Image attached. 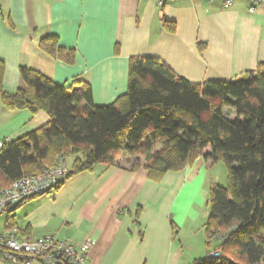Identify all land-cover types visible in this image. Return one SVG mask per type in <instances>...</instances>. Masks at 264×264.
Listing matches in <instances>:
<instances>
[{"label":"crops","instance_id":"1","mask_svg":"<svg viewBox=\"0 0 264 264\" xmlns=\"http://www.w3.org/2000/svg\"><path fill=\"white\" fill-rule=\"evenodd\" d=\"M252 5L250 0L229 8L220 0H173L163 7L154 0H0L3 86L9 94L25 88L20 72L26 69L66 89L86 83L94 106L108 107L126 96L134 58L158 60L195 85L230 82L264 64V2L250 12ZM47 38L73 51L75 62L45 52L41 45ZM49 121L44 112L9 110L0 97V143ZM75 159H66L70 171ZM217 166L201 157L156 181L144 169L99 164L0 215V221L6 233L18 228L21 239L89 238L88 264H192L201 260L193 258L199 248L206 249L204 239L190 240L208 219L209 191L224 187Z\"/></svg>","mask_w":264,"mask_h":264},{"label":"trees","instance_id":"2","mask_svg":"<svg viewBox=\"0 0 264 264\" xmlns=\"http://www.w3.org/2000/svg\"><path fill=\"white\" fill-rule=\"evenodd\" d=\"M41 46L75 62V53L55 38ZM4 70L0 61L6 108L44 112L50 121L0 150V190L52 168L60 157L76 158L66 179L99 164L123 168L119 158L127 155L131 171L144 169L156 181L203 157L226 165L229 184L210 189L204 226L207 248L220 256L192 264H264V64L230 82L195 85L158 60L134 58L126 96L108 107L94 106L86 83L66 89L26 69L20 72L25 88L9 94Z\"/></svg>","mask_w":264,"mask_h":264},{"label":"built area","instance_id":"3","mask_svg":"<svg viewBox=\"0 0 264 264\" xmlns=\"http://www.w3.org/2000/svg\"><path fill=\"white\" fill-rule=\"evenodd\" d=\"M159 7L173 0H154ZM214 1V0H212ZM229 8L237 0H220ZM254 12L264 0H250ZM6 142L0 143V150ZM70 173L66 158H58L56 165L44 169L34 176H25L0 190V215L16 209L26 201L50 194L66 180ZM93 247L91 239L82 243L61 240L50 235L37 241L21 239L18 228H12L6 235H0V255L6 264H88V256ZM219 252L208 254V259H216Z\"/></svg>","mask_w":264,"mask_h":264},{"label":"rangeland","instance_id":"4","mask_svg":"<svg viewBox=\"0 0 264 264\" xmlns=\"http://www.w3.org/2000/svg\"><path fill=\"white\" fill-rule=\"evenodd\" d=\"M132 161L133 160H129L127 155H122V157L119 158V162H120L121 166L127 167V168H130ZM67 165L69 168H71V164L69 161H68ZM217 167H219V177L221 180V184L224 187L228 188L229 179H228V170H227L226 165L223 163H220V166H217ZM220 169H222V171H220ZM208 212L209 211H207V213ZM204 219L199 222V226H198L199 230L197 231L198 233L197 234L194 233L193 238H191V240H190L193 243H195L197 241H202L203 239L207 242L206 233H205V229L203 226L207 222L206 221L207 219H205V220ZM6 234L7 233L5 232V227H4L3 223L0 221V235H6ZM214 248L215 247L213 245H212V248H210V249H208L207 246H206V249H205V247L203 248V246H202L199 248V251H197V253L195 255L193 254L194 255L193 258L197 259L199 257L200 259H204V258L208 257V254L213 252ZM0 264H6L1 255H0Z\"/></svg>","mask_w":264,"mask_h":264}]
</instances>
